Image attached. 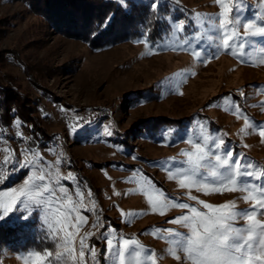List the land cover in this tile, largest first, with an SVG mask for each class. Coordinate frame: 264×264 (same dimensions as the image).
<instances>
[{
	"label": "rangeland",
	"instance_id": "374dc122",
	"mask_svg": "<svg viewBox=\"0 0 264 264\" xmlns=\"http://www.w3.org/2000/svg\"><path fill=\"white\" fill-rule=\"evenodd\" d=\"M143 1L169 3V32L155 42L139 37L95 49L80 38L52 31L22 0H0V67L14 76L30 104L31 98H38L37 125L48 138L45 145H28L18 118L0 135V180L4 181L0 190L7 193L0 198V215L5 206L13 209L0 224L23 222L27 210L32 213L27 227L32 224L28 222H35L31 232H38L35 239L40 241L36 248L0 247V264H34L36 258L28 253L45 250L53 256L43 264L49 260L75 264L72 257L79 260V242L85 234H89L86 245L95 244L99 264H105L107 246L97 240L105 230L114 244H122L121 237L136 241L131 247L140 250L134 258L139 264H181L168 251L173 245L162 238L169 233L152 229L186 232L166 221L190 212L159 207L157 202L164 199L161 190L205 212L213 210L190 200L189 194L212 205L235 201L239 209L256 202L258 193L251 187L222 193L210 187L204 191L181 187L183 177L176 169L187 166L182 163L189 159L184 153H194L193 159L199 155L189 140L205 145L207 151L226 138L255 166L257 175L264 171V37L246 38L243 27L237 26L235 31L245 46L230 41L232 48L226 50L219 28L224 7L216 0ZM234 4L235 0H223L229 9L234 10ZM240 4L241 11L235 14L242 22L254 24L249 31L264 26V0H240ZM232 15L228 13V18ZM179 21H184L182 30ZM39 157L52 165L45 168L50 187L71 172L76 180L61 179L60 184L73 201L80 200L73 186L80 182L83 189L82 203L75 205L77 212H69L71 202H62L65 215L58 216L59 226L76 236L72 256L65 255L60 261H55V255L64 249L42 241L43 213L33 211L39 197L31 187L38 183L39 173L28 168L11 171L16 159L24 162ZM259 183L264 184V179ZM21 189L29 196L23 204L19 203L24 199L19 196ZM245 196L250 197L247 202ZM45 202L49 203L48 197ZM78 215L85 216L87 223L72 228ZM256 218L264 222V216ZM28 238L26 234L18 240L23 243ZM84 260L93 264L87 252ZM125 264H130L127 257ZM252 264L264 261L253 260Z\"/></svg>",
	"mask_w": 264,
	"mask_h": 264
},
{
	"label": "snow or ice",
	"instance_id": "6c2138e0",
	"mask_svg": "<svg viewBox=\"0 0 264 264\" xmlns=\"http://www.w3.org/2000/svg\"><path fill=\"white\" fill-rule=\"evenodd\" d=\"M120 2L123 4L125 0H120ZM216 3L224 7V11L221 13L224 19L219 21V28L222 33L223 47L226 50H231L232 48L230 41H234L239 47L245 46L244 42L239 39V33L235 31L237 26L243 27V35L246 38L253 36L264 37V26L256 27L255 31H249L254 24L247 21L242 22L241 17L235 14L241 11L240 0H235V11L223 5V0H216ZM157 7L158 3H153V10ZM230 12L233 13L231 19L228 18V13ZM257 15L259 16V13ZM178 23L182 30L185 26L184 21H179ZM147 35L145 33V42H147ZM208 39L211 41L212 37H208ZM156 47L159 46L157 45ZM17 124H19L18 121ZM261 135L264 136V130L261 131ZM18 136L21 139L23 138L22 134H18ZM188 142L193 145L199 155L193 159L194 153H184L189 159L182 163L187 166L176 169L177 173L183 177L180 181L181 187L195 186L197 191H204L210 187L217 193H222L223 191L235 192L238 189L248 191L251 187L258 193L257 197H255L256 202L249 208L239 209L235 201L221 205H212L202 200H197L196 196L189 194L190 200L197 201L205 209L213 210L205 212L198 210L194 205L181 202L179 198L167 196L161 190L159 194L164 196V199L157 202L159 207H179L188 209L190 212V214L174 217L166 221V223L179 225L180 228L187 231L159 228H153L152 230L169 233V236L162 238L168 240L173 245L168 251L177 261H181V264H185V262H188V264H252L253 260L257 262L264 261V222L256 218L258 215L264 216V184L259 183L260 180L264 179V171L257 175L253 171L255 166L243 153H239L231 147L226 138L221 139L219 144H214L207 151L205 150V145L199 142L194 140H189ZM5 163L7 164L8 161L6 160ZM167 163L170 164L171 162ZM59 164L60 161H57V168ZM153 166L156 165L154 164ZM46 167L51 168L52 165L44 161L43 157H39L34 161L24 162L16 159L11 163L12 172L28 168L30 171L39 173L36 178L38 183H34L31 187V191L36 192L39 197L35 201L33 211L39 209L43 213V219L40 224L42 241H48L56 247L64 249V253L58 251L55 255V261H60L65 255L72 256V246L74 245L76 236V232L68 230L67 227L59 226L61 220L58 219V216L65 215L62 210V202L65 200L71 202L73 206L70 207L69 212H77L78 208L75 205L82 203L83 189L80 182L73 186L75 196L80 198L79 201H73V196L65 186L60 184V180H76V177L69 172L67 177H60V179L54 182L55 187H50L49 181L46 179V176L50 175V173L45 172ZM57 175H59L58 171ZM184 180H190L191 183L185 184ZM3 182V180H0V183ZM28 182L26 179L24 181L25 185ZM11 191L15 193L17 190L13 188ZM5 195L7 193L0 190V198ZM88 195L89 197L92 196L90 190ZM19 196L24 197L23 200L19 201L20 204H23L24 200L29 198L28 193L23 189L20 190ZM45 197L49 198V203L56 206L49 207V203L45 202ZM243 199L247 202L250 197L245 196ZM19 210L21 211L20 208ZM12 211L11 206H5L4 214L0 215V220H4ZM143 214L141 212L130 213L129 215L136 216ZM31 216L32 213L25 210L23 220L26 222ZM241 221H246L247 223L241 224ZM126 222L130 223V221ZM85 223H87V218L78 215L76 223L72 224L71 227H82ZM93 227H97V225L94 224ZM109 235L110 233L105 230L97 237V240L104 241L107 246L104 254L105 264H117V261L118 264H125L126 257L129 259L130 264H139L134 258L140 256V250L131 247V245L137 244L136 241L121 237L122 244L117 245L113 243L112 239L108 238ZM88 237L89 234H85L80 239L79 260L72 257L75 264H85L84 258L86 252L93 264H99V252L96 249V245H86ZM28 255L36 258L34 264H43V261L53 256V253L45 250L43 254L41 251H33L29 252ZM148 259L150 260L151 257L149 256ZM49 264H54V261L49 260Z\"/></svg>",
	"mask_w": 264,
	"mask_h": 264
},
{
	"label": "trees",
	"instance_id": "16d2710c",
	"mask_svg": "<svg viewBox=\"0 0 264 264\" xmlns=\"http://www.w3.org/2000/svg\"><path fill=\"white\" fill-rule=\"evenodd\" d=\"M35 14L39 15L52 29L66 36L80 38L92 48H103L123 40L145 37L155 42L169 32L167 15L169 3L160 4L153 10L143 0H22ZM6 54V53H5ZM3 55V61L7 55ZM38 98L27 101L12 74L0 67V135L12 124L14 118L21 120L28 136V145H45L47 136L37 125ZM27 227L26 222L15 225L0 224V247L26 248L40 246L39 233L31 232L35 222ZM31 234H28V233ZM28 235L23 243L18 239Z\"/></svg>",
	"mask_w": 264,
	"mask_h": 264
}]
</instances>
